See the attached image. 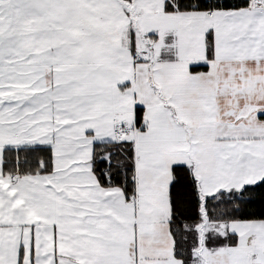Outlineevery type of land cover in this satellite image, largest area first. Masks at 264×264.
Wrapping results in <instances>:
<instances>
[{
  "label": "snow or ice",
  "instance_id": "snow-or-ice-1",
  "mask_svg": "<svg viewBox=\"0 0 264 264\" xmlns=\"http://www.w3.org/2000/svg\"><path fill=\"white\" fill-rule=\"evenodd\" d=\"M0 264H264V0H0Z\"/></svg>",
  "mask_w": 264,
  "mask_h": 264
}]
</instances>
